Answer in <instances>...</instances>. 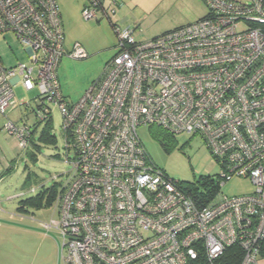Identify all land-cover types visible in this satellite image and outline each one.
Masks as SVG:
<instances>
[{
    "label": "built area",
    "instance_id": "obj_1",
    "mask_svg": "<svg viewBox=\"0 0 264 264\" xmlns=\"http://www.w3.org/2000/svg\"><path fill=\"white\" fill-rule=\"evenodd\" d=\"M86 1L82 18L97 21L101 11L113 24L117 53L72 104L61 95L57 68L64 56L87 55L78 43L66 51L57 0H0V35L12 33L28 59L6 68L0 58V115L24 104L15 101V86L36 90L44 111L45 103L58 106L65 149L74 151L53 204L57 221L45 225L61 235L63 264H192L199 256L214 264L235 245L240 264H259L264 0H201L204 18L143 42L114 21L118 0ZM140 127L198 135L221 170L209 178L216 192L209 198L206 184L173 180L153 165ZM3 129L28 147V125L6 120ZM234 177L247 178L253 191L222 194ZM193 188L204 196L195 198Z\"/></svg>",
    "mask_w": 264,
    "mask_h": 264
},
{
    "label": "rangeland",
    "instance_id": "obj_2",
    "mask_svg": "<svg viewBox=\"0 0 264 264\" xmlns=\"http://www.w3.org/2000/svg\"><path fill=\"white\" fill-rule=\"evenodd\" d=\"M118 1L121 6L113 19L121 29H135V41L138 42L191 24L207 14L201 0ZM57 3L63 21L66 51L78 43L87 55L83 59L64 56L57 68L61 95L68 103L74 104L91 83L98 80L106 63L117 53V38L101 11L98 21L82 18L81 10L86 0H57ZM108 6L109 1L105 8ZM0 58L6 68L28 63L22 45L10 32L0 35ZM14 95L17 104L28 105H20L6 118L0 115V264H63L59 257L61 235L54 229L45 228V225L57 221L53 206L32 210L28 215H19L16 209L21 199L54 185L62 186L71 172L74 151L65 149L61 114L53 103H45V106L50 112V132L56 139L55 145L38 142L43 126L39 123L33 128V144L38 148L28 145L26 149H20L16 139L8 135L3 126L6 120L18 126L34 125L40 99L36 90L26 92L19 85L14 87ZM156 129L140 127L137 134L151 163L169 178L197 187L205 177L215 179L221 172L198 135L174 136L172 146L165 151L153 136ZM32 154L35 161L31 160ZM27 176H30L28 187L24 186ZM220 191L227 196L246 195L253 191V186L247 178L234 177ZM8 225L21 230L13 235L12 231H5ZM41 227L46 235L44 243L34 235L42 233Z\"/></svg>",
    "mask_w": 264,
    "mask_h": 264
},
{
    "label": "trees",
    "instance_id": "obj_3",
    "mask_svg": "<svg viewBox=\"0 0 264 264\" xmlns=\"http://www.w3.org/2000/svg\"><path fill=\"white\" fill-rule=\"evenodd\" d=\"M237 1L243 2L244 0H237ZM110 26L112 28L113 24H111ZM23 105L27 106L26 104H23ZM44 110L45 109L41 106V104H39V106H37V110L35 113V119L37 122L31 127L28 126V128H31L32 130L31 136L28 138V143H29L28 145L33 146L35 149H37L38 147L33 144V133H34L33 128H35L36 124H39V123L43 124V126L40 132V135L38 137V142L44 145H55L56 143L55 137L52 136L50 132L51 128H50V112L48 111L49 109L47 111H44ZM38 111L41 112V116L40 114H38ZM39 116L42 118L41 120L37 119ZM156 130L157 131L153 134L154 138L157 141H159L160 145L165 151H168L170 147L172 146L171 144H172L173 136L159 129H156ZM31 160L32 161L36 160L35 155L32 154ZM1 178L2 177H0V179ZM29 183H30V176H27L24 182V186L28 187ZM205 184H206V187L210 188V191H211V194H209V198H210V196H212V193L216 192L217 187L214 185V181L209 179V177H205L204 179H202V181L199 183V186L204 187ZM61 188L62 186L59 187V186L54 185L49 189H43L39 191L36 195L32 197L21 199L16 209L17 213L19 215H28L29 212H31L32 210H39V209H43L46 207H52L54 202L56 201V197L58 196ZM206 190L209 191V189H206ZM201 191L202 190L199 188H193L192 194L195 198L197 197L201 198L202 195L204 194ZM242 256H243V250L241 247H239L238 245L231 246L229 248H226L222 256L218 258V260H216L214 264H240L242 260ZM261 257L264 258V242L261 244L260 258ZM192 264H207V262L203 256H199L196 260H194V262H192Z\"/></svg>",
    "mask_w": 264,
    "mask_h": 264
},
{
    "label": "crops",
    "instance_id": "obj_4",
    "mask_svg": "<svg viewBox=\"0 0 264 264\" xmlns=\"http://www.w3.org/2000/svg\"><path fill=\"white\" fill-rule=\"evenodd\" d=\"M61 19H62V17H61ZM62 24H63V21H62ZM71 49V48H70ZM69 49V50H70ZM68 50V51H69ZM67 51V52H68ZM40 226V225H39ZM8 227L9 228H6L5 229V231H12V234L14 235V233L13 232H19L21 229H18V228H14V226H10V225H8ZM38 227V226H37ZM41 230H42V233H36V234H34V235H36V236H38V237H40L39 239H40V241H41V243H44L45 242V240H46V235H44L45 233H44V229L41 227ZM44 233V234H43ZM42 234H43V236H42ZM55 243H56V241H55ZM57 244V243H56ZM25 245H27V246H29L28 244H25ZM57 251H58V248H57ZM259 264H264V258L263 257H261L260 259H259Z\"/></svg>",
    "mask_w": 264,
    "mask_h": 264
},
{
    "label": "clouds",
    "instance_id": "obj_5",
    "mask_svg": "<svg viewBox=\"0 0 264 264\" xmlns=\"http://www.w3.org/2000/svg\"><path fill=\"white\" fill-rule=\"evenodd\" d=\"M170 32V31H169ZM165 34V33H164ZM163 35V34H162Z\"/></svg>",
    "mask_w": 264,
    "mask_h": 264
}]
</instances>
